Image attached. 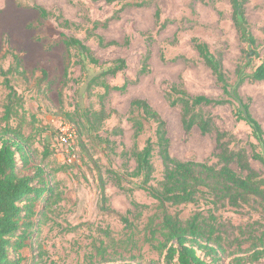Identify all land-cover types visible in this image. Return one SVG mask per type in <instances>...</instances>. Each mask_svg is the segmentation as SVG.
Here are the masks:
<instances>
[{
	"label": "rangeland",
	"instance_id": "1",
	"mask_svg": "<svg viewBox=\"0 0 264 264\" xmlns=\"http://www.w3.org/2000/svg\"><path fill=\"white\" fill-rule=\"evenodd\" d=\"M146 1L141 6L126 5L125 1L107 4L105 0H3L0 4V63L4 68L9 67L13 63L12 54H16L21 60L20 70L25 71V75L15 72L9 75L23 98L25 111L24 117L14 116L9 124L21 125L34 150L32 162L23 173H32L35 164L60 169L54 177L60 198L48 206L44 222L34 233V242L22 249L21 264H100L102 258L108 257L113 264H165L163 254L152 248L145 236L149 218L157 211V202L137 187V177L127 175L122 180L125 187L132 189L131 195L119 189L113 180V172L125 174V169H134L131 153L142 148L147 137L155 139L152 121L145 122L142 133L134 139L132 124L127 120L131 99H146L164 119L169 151L174 158L218 165L214 155L217 152L215 130L203 134L193 126L186 133L180 107L168 104L166 88L180 82L191 95L220 97L222 94L210 69L193 48L191 37L205 41L213 53L221 56L230 83L236 80L235 69L243 61L244 53L253 50L239 38L229 0ZM35 5L55 15L62 14L70 25L61 26L60 20L53 16L42 18ZM156 8L160 10L158 22ZM245 13L257 40L258 55L246 69L250 72L264 62V0H248ZM107 19L106 26L92 29L93 21ZM164 21L166 25L160 29ZM147 32L153 33L149 72L139 75L148 43ZM64 36L80 39L100 64L89 63L75 47L67 48L62 41ZM97 36L102 38V44ZM110 42L113 43L108 44ZM117 58L125 60V69L114 76L107 75L105 81L112 86L121 85L125 79L131 82L124 92L111 90L101 101L99 96L104 89L89 85V81ZM65 67H68L66 78L63 76ZM42 71L46 72L45 76ZM238 90L243 98L250 99L249 110L264 130V80L245 81ZM7 91L0 77V131L5 125L2 116ZM101 103L107 112H113L104 119L98 132H85L86 128L80 123L65 119L80 132L73 159L58 143V122H52L51 118L58 116L64 120L63 109L80 106L97 110ZM197 111L211 116L216 129L232 133L231 146L244 147L251 167L264 175L263 166L250 156L248 141L256 143L251 129L244 121L236 120L234 105H208ZM134 115L137 116L138 111ZM45 148L50 154L42 159ZM152 161L155 172L151 183L157 185L163 176L157 148ZM231 167L238 174H244L236 163ZM99 174L106 182L110 210L100 209ZM131 198L145 205L141 206V213L133 210ZM256 201L252 199L241 207H233L227 202L213 206L200 199L197 203L172 206L170 211L179 210L180 218L186 220L196 211L208 218V209H211L215 216L211 220L215 236L222 237L219 264H262L264 257L257 261L247 259L251 252L248 250L258 243L256 237L264 231L263 207ZM41 208V202L36 204V211ZM129 210L131 212H127ZM121 214L127 215L130 227L121 221ZM103 249H106L104 256Z\"/></svg>",
	"mask_w": 264,
	"mask_h": 264
},
{
	"label": "trees",
	"instance_id": "2",
	"mask_svg": "<svg viewBox=\"0 0 264 264\" xmlns=\"http://www.w3.org/2000/svg\"><path fill=\"white\" fill-rule=\"evenodd\" d=\"M122 1H125L126 5L134 4L137 6L147 2L146 0H105L107 4ZM247 1L229 0L232 9L231 18L239 38L253 50L250 49L252 53L245 52L242 57L243 61L237 65L235 82H229L221 56L213 53L205 41L194 36L191 37V44L215 77L222 91L221 96L191 95L180 82L169 84L165 92L168 104L172 107H180L182 124L186 133H189L193 126H197L203 134L215 130L217 152L214 155L218 160V165L208 161L199 162L174 158L169 151L166 125L160 114L146 99L133 98L129 102L127 120L132 124L134 139L142 133L145 122L150 121L155 124V139L147 137L142 148L131 153L135 160L134 169L132 171L125 169V174L113 172V180L119 189L129 192L131 195L132 189L125 187L122 180L127 175L137 177L139 179L137 187L146 191L157 202V211L149 218L146 226L147 235L145 236L151 247L163 254L165 264H219L223 252L220 243L222 237L220 235L215 236V227L211 221L215 219V216H213L211 209H208V218L201 216V211H196L192 214L193 216L183 220L180 218L179 210L170 211L172 206L197 203L202 199L206 203L213 204V206L227 202L233 207H241L254 199L262 205L264 211V175L261 176L260 172L251 167L248 153L244 147L235 149L231 146V142L234 140L232 133L216 129L211 116H205L202 112L197 111L198 108L208 105H234L236 120L244 121L250 127L252 136L256 141V143L248 141L251 148L250 156L264 168V130L249 110L250 99L243 98L238 90L245 81L264 80V62L255 66L250 72L246 71L253 57L258 55L256 51L257 40L251 31L245 13ZM35 8L42 18L53 16L56 20H60L61 26L70 25V22L63 18L60 13L55 15V13L48 12L39 5H35ZM113 17H116V14ZM155 18L158 22L160 18L158 8L155 10ZM108 20L104 22L93 21L92 29H96L100 25L106 26ZM165 25L166 21L160 24V29L164 28ZM146 36L148 43L140 62L139 75L149 72L150 43L153 33L147 32ZM97 38L102 44V38L98 36ZM62 41L67 48H77L89 63L100 64L92 50L80 39L74 36H64ZM12 58L13 63L7 68H4L0 63L2 84L8 90L2 116L5 125L0 131V264H21L23 260L22 249L34 242V233L39 230L40 224L44 222L48 206L60 198L54 185L55 173L60 169H46L45 164H35L32 173H23L32 162L34 150L29 135L22 132L21 125L18 123L16 126H11L9 124L12 117L18 115L24 117L25 115L23 98L12 85L9 76L14 72L25 75V71L24 69L20 70V58L16 54H12ZM125 67V60L117 58L106 69L91 77L89 85L101 86L104 89L103 94L99 96L101 101L111 90L119 92L126 90L131 81L125 79L121 85L112 86L104 79L107 75H116ZM42 72L45 76L46 72ZM63 76L65 78L68 76V67L64 68ZM135 111H138L137 116L134 115ZM111 112L113 111L111 110ZM111 112H107L104 104L101 103L97 110L80 106L73 110L63 109L62 117L73 124L80 123L86 128L85 132L93 133L98 132L104 119ZM45 129L42 128L41 130L44 131ZM77 131L79 132V130ZM79 135L80 132L77 135V146ZM100 139L110 143L108 139ZM155 148H157L163 166V176L157 185L151 183L154 180L155 172L152 161ZM49 154L50 150L45 148L42 159ZM232 163H236L244 174H238L233 170ZM124 166H127L126 162ZM105 185L104 178L99 174L100 209L110 210L107 204L108 196ZM40 202L42 208L36 211L35 206ZM130 205L137 213H141V206H145L137 203L133 198L130 200ZM120 219L127 223V227L131 226L127 215L121 214ZM256 239L258 243L248 250L251 252L247 259L251 261H257L264 257V231ZM105 250L103 249L102 256L105 255ZM108 258H102L100 264H113L110 263L112 259ZM237 260L240 262L241 257Z\"/></svg>",
	"mask_w": 264,
	"mask_h": 264
},
{
	"label": "built area",
	"instance_id": "3",
	"mask_svg": "<svg viewBox=\"0 0 264 264\" xmlns=\"http://www.w3.org/2000/svg\"><path fill=\"white\" fill-rule=\"evenodd\" d=\"M52 122H58L56 139L58 143L65 147L66 151L69 152L71 157L75 159L76 157V139H77V130L70 123L63 120L61 117L51 118ZM56 124V123H55Z\"/></svg>",
	"mask_w": 264,
	"mask_h": 264
},
{
	"label": "clouds",
	"instance_id": "4",
	"mask_svg": "<svg viewBox=\"0 0 264 264\" xmlns=\"http://www.w3.org/2000/svg\"><path fill=\"white\" fill-rule=\"evenodd\" d=\"M3 0H0V4H2Z\"/></svg>",
	"mask_w": 264,
	"mask_h": 264
}]
</instances>
